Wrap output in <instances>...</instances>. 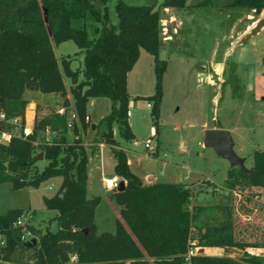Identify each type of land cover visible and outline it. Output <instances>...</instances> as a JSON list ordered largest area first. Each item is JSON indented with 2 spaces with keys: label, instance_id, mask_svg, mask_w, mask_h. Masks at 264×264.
Wrapping results in <instances>:
<instances>
[{
  "label": "trees",
  "instance_id": "obj_1",
  "mask_svg": "<svg viewBox=\"0 0 264 264\" xmlns=\"http://www.w3.org/2000/svg\"><path fill=\"white\" fill-rule=\"evenodd\" d=\"M106 1L0 0V112L7 118L19 117L21 130L6 143H0V183L9 182L16 190L36 188L43 181L60 178L56 192L42 199L46 209L55 211L53 219L57 228L41 231L28 225L32 238L36 239L34 245H24L20 240V227L13 225L24 210L9 209L0 215L3 239L0 264H185L184 257L190 247L243 252L240 259L197 253L190 257L191 264H264V257L246 251L249 247L264 248V241L235 237L232 204L189 208L192 192L183 183L159 180L142 183L128 169L125 153L118 148L110 125L117 123L124 140L133 138L127 123L130 97L126 82L140 49L153 57L155 89L145 99L152 102L151 115L156 122L161 78L166 67V61L158 58L162 41L160 12L153 4L133 5L117 0L114 5L116 25H113ZM186 1L162 0L160 6L179 8ZM226 6L260 13L264 0H232ZM86 14L99 23L94 37H89L84 28L71 24L72 19L84 18ZM66 40H71L78 53L83 54L82 68L72 70L71 59L63 57L61 73L52 43ZM62 74L71 81L69 93L74 117L70 123L66 114L71 104L66 97ZM25 91L57 93L62 97L63 109L62 113L51 111L35 120L26 135L22 131L25 107L29 103L23 96ZM93 97H106L111 101L109 113L99 121L105 123L107 129L101 132L96 145H91V150L97 142L112 146L116 160L114 172L125 185L121 191L112 189L110 199L118 206L129 232L119 222L113 231H98L95 211L102 199L86 196L87 150L78 128L85 130L88 125L87 103ZM26 120H31V115H27ZM69 126L73 137L67 141L65 135ZM10 128V125L1 127L2 130ZM39 129H46L54 136L41 140L37 137ZM40 153L47 163L38 172L35 157ZM225 187L234 191L231 200L246 201L256 207L255 197L264 189V149L253 151L252 164L247 171L230 167ZM213 208L221 213L218 224L196 223L201 213ZM244 210L248 211V207Z\"/></svg>",
  "mask_w": 264,
  "mask_h": 264
},
{
  "label": "rangeland",
  "instance_id": "obj_2",
  "mask_svg": "<svg viewBox=\"0 0 264 264\" xmlns=\"http://www.w3.org/2000/svg\"><path fill=\"white\" fill-rule=\"evenodd\" d=\"M116 1L107 0L105 3L109 21L113 25H116ZM122 1L133 5L153 4L160 12L161 35V28L165 27V35L171 37L161 41L158 50V58L166 61V67L161 78V101L156 122H153L151 108L146 106V103L151 105L152 102L145 99L155 89L153 57L140 49L137 61L127 73L126 82L127 93L133 102L129 108L133 138L124 140L117 123L110 125L118 148L125 153L128 169L142 183L156 180L183 183L192 192L189 208L193 205L232 204L235 237L244 241H264V189L256 197L259 204L256 207L246 201L238 203L231 200L232 194L225 196V180L230 165L211 148L202 146L205 129H225L234 142L233 150L244 158L246 168L252 164L253 151L264 149L263 11L255 13L226 6L232 0H207L204 4H201L203 0H187L183 7L168 10L161 8L162 0ZM97 6L103 9L101 4ZM71 24L84 28L89 37H94L95 29L99 28V23L90 14L72 19ZM52 45L60 71L63 57L71 59L72 70L82 68L83 54L78 53L71 40ZM78 78H81L80 72ZM62 79L67 95L71 97V81L64 74ZM23 96L29 100L24 114L25 118L31 115L27 125L24 123L29 127V132L35 120L61 109L62 97L57 93L25 91ZM110 107L111 101L106 97L90 98L87 103L88 125L85 130L78 128L87 150L86 196H100L102 199L95 211L98 231H113L116 222L128 230L118 206L110 199L112 189L105 185V180L114 175L118 182L122 180L114 172L116 160L112 146L97 142L95 149L91 150V145H96L101 132L107 129L106 124L99 121L109 113ZM66 117L70 123V111ZM92 125L97 127L91 128ZM151 127L155 133H151ZM9 131L19 134L20 123L11 126ZM69 132L72 133L70 126ZM37 133L41 140L50 139V132L46 129H39ZM147 138L152 149L143 145ZM46 163L42 158L37 161L38 172ZM59 183L60 178L54 177L41 182L36 188L14 190L9 182H1L0 215L9 209L30 210L31 226L41 231H55V211L46 209L42 199L54 194ZM245 207H248V211L244 210ZM220 220L221 213L213 208L201 213L196 223L218 224ZM194 234L192 230L191 235ZM1 240L0 236V246ZM197 251L203 252L200 248ZM246 251L264 257L263 247H249ZM208 252L211 253L209 255H226L236 259L243 254L241 250L225 251L216 247ZM145 258L152 261L147 256Z\"/></svg>",
  "mask_w": 264,
  "mask_h": 264
},
{
  "label": "built area",
  "instance_id": "obj_3",
  "mask_svg": "<svg viewBox=\"0 0 264 264\" xmlns=\"http://www.w3.org/2000/svg\"><path fill=\"white\" fill-rule=\"evenodd\" d=\"M199 80L201 81V78H199ZM147 107H150L149 103H146ZM59 113L63 112V109H58L57 110ZM127 118L130 115V111L129 109L126 112ZM72 118L74 117V114L71 116ZM25 120V117H24ZM87 120V118H86ZM20 123V118L19 117H12V118H7L5 116L4 113L0 112V143H6L10 137L13 135V133H10L9 130H5V129H1V127H7L8 125L10 126H16L17 124ZM69 125V124H68ZM23 133L26 135L29 133V129H27V127L23 126ZM137 141H135L134 144H136ZM143 145L145 148L147 149H152V147L150 146V139L147 138L144 142ZM118 178L116 176H112L111 178H108L105 180V185L108 189H116L117 185H118ZM48 188H51L50 186H48ZM234 191L231 189H228L225 187V196L233 194ZM257 197V196H256ZM255 197V198H256ZM32 218V213L30 210H24L15 220V222L13 223L14 226H18L21 229V236H20V240L22 242L25 241H29L32 238V233L30 232V230L27 229V226L30 225V219ZM3 243V239L1 240V244ZM199 253L197 251V247H190L188 248L184 260H185V264H191L190 263V257Z\"/></svg>",
  "mask_w": 264,
  "mask_h": 264
},
{
  "label": "water",
  "instance_id": "obj_4",
  "mask_svg": "<svg viewBox=\"0 0 264 264\" xmlns=\"http://www.w3.org/2000/svg\"><path fill=\"white\" fill-rule=\"evenodd\" d=\"M93 126L94 125H92L91 128H93ZM202 146L211 148L218 156L227 160L230 167H238L247 171L248 168L244 166V158L238 156L233 150L234 142L227 130L216 127L205 129L203 133ZM41 158V153L35 157L36 160H40ZM124 185V180H120L116 190H123ZM35 243L36 239L31 238L29 241H25L24 245L30 246ZM200 250L202 249L200 248Z\"/></svg>",
  "mask_w": 264,
  "mask_h": 264
},
{
  "label": "crops",
  "instance_id": "obj_5",
  "mask_svg": "<svg viewBox=\"0 0 264 264\" xmlns=\"http://www.w3.org/2000/svg\"><path fill=\"white\" fill-rule=\"evenodd\" d=\"M164 10H168V9H170V8H163ZM261 11H263V13H264V9H262ZM250 12H253L252 10H250ZM264 16V15H263ZM161 24H163L162 22H161ZM162 29V32H163V34L165 35L166 34V28L164 27H162L161 28ZM162 34V35H163ZM161 35V39H162V41H166V40H169L171 37H170V35L169 36H162ZM66 97L68 98V100H69V102H70V108H71V110H69L70 112H71V116L74 114L73 113V110H72V99H71V97H69L67 94H66ZM31 103H33V102H30V104ZM131 106H133V102L131 101V100H129V102H128V109L131 107ZM68 113V112H67ZM66 116H67V114H66ZM87 121H89V117H88V120ZM67 122H69V120L67 119ZM24 123L27 125V120H26V118H25V120H24ZM127 123H128V125H129V127H130V123H129V117H128V119H127ZM26 127V126H25ZM93 128H95V125L93 126ZM27 129H29V127H27ZM151 133H155V129L153 128V127H151ZM49 135H50V138H52L53 136H54V134L53 133H49ZM80 135H81V133H80ZM65 137H66V140L67 141H70V140H72V133H68V130H67V133H66V135H65ZM83 144L85 145V143L83 142ZM153 178H155V177H153ZM212 247H205V248H202V251L204 252V254H211V253H209L208 251L211 249ZM202 252V253H203Z\"/></svg>",
  "mask_w": 264,
  "mask_h": 264
}]
</instances>
